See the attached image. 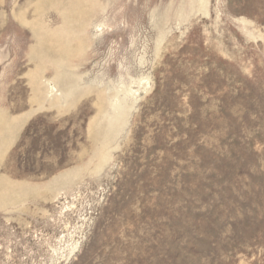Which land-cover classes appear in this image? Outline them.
<instances>
[{"label":"rangeland","instance_id":"374dc122","mask_svg":"<svg viewBox=\"0 0 264 264\" xmlns=\"http://www.w3.org/2000/svg\"><path fill=\"white\" fill-rule=\"evenodd\" d=\"M0 264H264V0H0Z\"/></svg>","mask_w":264,"mask_h":264},{"label":"bare ground","instance_id":"6f19581e","mask_svg":"<svg viewBox=\"0 0 264 264\" xmlns=\"http://www.w3.org/2000/svg\"><path fill=\"white\" fill-rule=\"evenodd\" d=\"M95 28L96 29L94 31V33H95L94 36H97L98 32L100 31V28L98 26L95 27ZM45 87H46V94L52 99L63 100V99H65L67 97L66 89L61 88L58 85V83L55 82V81H49V80L45 81ZM114 100H115V105H118L116 110H120L121 109L120 103H118V100H116L115 98H114ZM125 111H126L125 107H122V112H123L122 115L126 114Z\"/></svg>","mask_w":264,"mask_h":264}]
</instances>
